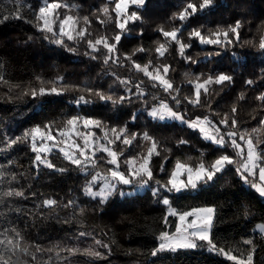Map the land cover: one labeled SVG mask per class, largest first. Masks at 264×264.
Instances as JSON below:
<instances>
[{"label": "trees", "instance_id": "obj_1", "mask_svg": "<svg viewBox=\"0 0 264 264\" xmlns=\"http://www.w3.org/2000/svg\"><path fill=\"white\" fill-rule=\"evenodd\" d=\"M55 2L67 5L56 11L54 27L57 29L59 20L71 15L80 18V27L85 26L83 17L89 18L90 39L103 36L111 39L120 32L115 24L116 14L112 11L113 0ZM187 2L145 0L143 6H130L128 11L138 12L142 19L129 23L128 30L122 33L117 46L120 63L124 65L120 66L111 61L105 65L103 54L91 59L85 54L89 52L87 44L79 39L67 41L64 37V46L53 43V39L61 37L41 32L38 24L42 22L36 20V13L45 6L46 0H0V14H12L0 23V240L4 241L0 244V256L8 264H230L208 252L204 241L198 242L196 251L163 252L153 256V250L161 243V234L176 231L178 219L169 215L170 207L177 213L197 207L215 208L211 237L217 247L235 255L246 254L250 245L244 241L253 240L255 264H264V236L254 233L256 226L264 223V197L241 179L234 163L217 173L212 181L199 183L196 189L167 194L170 205H164L154 195L160 185L167 182L177 161L194 168L201 163L210 167L224 150L204 140L198 130H191L184 124L153 120L148 112L159 107L161 101L174 109L176 106L162 88L153 87L148 77L132 68L130 61L124 60L126 55L136 52L132 59L142 66L149 60L155 67L170 65L167 78L181 90V100L185 96L194 98L195 84L202 83L208 76L230 75V82L207 85V93L201 90L203 107H193L185 101L178 111L186 113V119L208 115L217 123L225 114L231 119V110L235 106L238 127L231 130L245 134L246 139L251 136L254 143L261 141L259 148H264V125L259 123L264 120V102L257 100V96L264 93V49L259 47V39L264 36V0H213L212 5L184 22L182 40L191 44L185 54L196 63L186 62L178 53V46L174 43L169 46L170 42L158 31L160 28L170 31L173 27H180L181 22L174 16ZM104 8L109 9L111 16L103 13ZM16 15L22 18H15ZM97 17L104 23H99ZM237 20L241 22L240 39L237 41L229 32L233 40L231 44L225 41L207 45L188 38L193 29H199L202 34L215 39L212 33L229 30ZM159 43L168 47L164 57H159L155 51ZM141 47L146 51L137 52ZM116 76L133 81L127 86L132 89L127 92L131 97L129 102H101L86 91L88 88L99 89L114 98L125 95V86L118 83ZM248 80L254 83L248 85ZM141 82L145 94L134 95V85ZM41 87H56L63 94L33 99L31 90ZM241 94L244 99H240ZM81 95L94 102L76 105L74 100ZM133 113L137 116L134 121ZM72 116L102 121L99 128L80 126L84 132L94 133L95 139L102 144L107 143L105 132L110 139L114 138L109 131L113 126L127 124L130 133L139 134L131 147L119 141L109 145L123 153L119 157L121 170H126L124 161L129 157H137L138 166L139 158L147 154L151 141L144 140L143 133L147 132L159 141L160 155H153L150 163L153 179L145 185L143 194L127 195L140 181L117 186L104 202L86 192V188L93 185V176L108 174V169L114 167L107 164L110 159L107 153L97 151L101 158L97 166L84 169L77 168L59 149H54L43 155L56 166L48 168L35 162L36 154L31 151L30 143L10 144L12 139L22 137L25 131L37 125L52 124L54 129L65 128L66 120ZM219 127L223 132V126ZM254 128L257 131L253 132ZM181 138L189 143L177 146ZM227 153L236 159L232 147L227 148ZM60 168L66 171H58ZM10 190L23 191L24 195L5 196L4 193ZM165 194L161 190V195ZM47 199L57 203L45 206L43 201ZM69 201L73 203L68 205ZM82 232L86 235L81 236ZM89 252L101 255H89Z\"/></svg>", "mask_w": 264, "mask_h": 264}, {"label": "snow or ice", "instance_id": "obj_2", "mask_svg": "<svg viewBox=\"0 0 264 264\" xmlns=\"http://www.w3.org/2000/svg\"><path fill=\"white\" fill-rule=\"evenodd\" d=\"M114 8L112 11L115 12V24L120 32L117 33L111 39L107 36L98 37L96 39H90L91 33L89 28L91 26V21L87 16L83 17L85 26H79L78 17L67 15L59 20L58 29L54 27L57 23L56 11L61 7H67V5H62L59 2L48 3L46 0L45 6L40 7L38 13H36V20L42 22L38 24V28L41 32H47L52 35V37L59 36V39H53L52 42L58 45L64 46L66 44L64 37L67 41H73L74 39H79L85 42L89 48V52L85 53L91 59H97V54H103L104 60L103 63L107 65L109 61L113 63L120 64V58L118 56V44L121 41L122 33L125 30H128L129 23H134L142 18L136 11L129 12L128 9L131 5L143 6L145 0H113ZM213 0H202L200 3L193 2V0H188L186 6L180 11L177 15L174 16V19L181 22L180 27H173L172 30H164L163 28L158 29L162 36L169 41V46L171 43H174L178 46L177 51L181 57L185 59L186 62L196 63L192 57L186 56L185 50L191 47V44L184 43L182 40L183 35V24L187 22L190 18L194 17L198 12L203 11L210 5H212ZM103 13L111 16L108 8L103 9ZM9 15L0 14V23L6 21L11 17ZM15 18H22L21 15H16ZM99 23L103 24L104 21L97 17ZM241 28V22L239 20L233 26L229 27L227 31H217L212 33V36H215L213 39L211 36H206L202 34L201 30L193 29L189 33V40L197 39L200 44L207 45H218L227 41L228 44L233 42L232 38L229 36V32L233 34L235 39L239 41V29ZM143 33L141 32L140 35ZM223 36V40L221 39ZM48 39L49 37H45ZM246 43H250L246 42ZM260 49H264V36H261L259 39ZM74 51V49H69ZM103 50V52H102ZM137 52H145L146 49L143 47L136 50ZM159 57H164L165 53L168 51L165 43H159V46L155 49ZM136 55L134 52L131 56H125L124 60L130 61L132 68L136 71L143 73L144 76L148 77L152 81L153 87L162 88L165 93H167L171 100L174 102L176 108L169 106L168 103L161 101L159 107H153L148 115L152 117L153 120L164 122L166 120L177 121L181 124L186 125L187 128L191 130H198L202 134L204 140L210 141L212 144L216 145L218 148L224 150V154L218 156L215 161L211 164L210 167L205 166L204 163L199 164L198 167H192L180 161H177L175 164V169L171 172L169 179L165 184H161L160 188L154 192V195H157L158 198L162 201L164 205H170V200L167 194L171 193H180L189 188L196 189L199 183H207L212 181L217 173L223 171L226 166L232 165L235 162L233 156L227 153V148L232 147L234 150H237V155L241 157V163L239 167L236 168L237 173L240 175L241 179L245 183H249L250 177H255L257 175V169L259 173L260 184L256 182H251L250 186L254 188L261 197H264V148H259L261 141L257 140L255 143L251 136L245 139V134H239L237 131L231 130L238 127V121L235 119V113L237 108L233 106L232 113L233 117L229 119L228 114H225L224 118L220 119L217 123H214L213 120L205 115L203 118L197 116L195 119H186V113L182 114L178 111L179 107L186 101L187 104L193 107H203L201 101V90L205 93L209 91L206 87L212 83L223 84L225 82H230L232 77L230 75L220 73L219 75L212 77L208 76L203 80L202 83L197 82L195 84L194 98L192 96H185L183 100L179 97L180 89L175 88L170 79L167 78L170 65H163L162 67L153 66V62L149 60L148 64L141 65L132 59V56ZM210 55V54H209ZM152 68L149 71V68ZM155 73V74H154ZM115 75V74H113ZM187 75V73H185ZM63 79V78H59ZM197 77V81H199ZM116 80L119 84L125 86L126 94L121 95L117 98H114L112 94H105L99 89L88 88L86 91L89 94H94L98 97L101 102H111L113 104H123L129 102L131 97L127 95V92H131L132 89L128 88L129 84H132L133 81L129 79H121L116 76ZM191 83V81H190ZM248 85H252L254 82L252 80L246 81ZM141 83L134 85L136 92L134 95L138 94L143 96L145 93L141 87ZM173 93H176L173 95ZM27 94V93H26ZM63 92L56 87L50 89L41 87L38 90L33 88L31 90V96L33 99H36L38 96L43 97L45 95H62ZM155 99V97H154ZM240 99H244L243 94H241ZM257 100L264 102V93H261L257 96ZM94 101L86 99L85 96L81 95L74 100L76 105L93 103ZM137 118L136 114H132V120L134 121ZM83 120V127L87 129L89 126L100 127L103 122L93 118H81L79 116H72L68 118L65 122V128L54 129L52 124L37 125L31 128L28 131L23 133L22 137H17L10 141L11 145H15L18 142L30 143L31 151L35 153L34 160L38 164H45L48 168H56V166L48 161L43 154L51 152L53 147H56L58 143H63L66 147L73 149L72 151H66L65 147H60L59 151L63 153L64 157L70 161L71 164L75 165L77 168L92 167L95 168L97 163L100 161V157L97 156V151L101 153H107V156L110 159H107V164L113 165V168H109L108 172L110 173V179L108 176H104V184L101 187L99 192H93L91 187L86 188V192L92 197H99L101 202L106 201L115 191L116 184L129 185L134 181H140L141 185H146L148 181L153 179V172L150 167L151 158L153 155H160L158 151L159 141H157L149 133L145 132L142 134L143 139L146 141H151V146L149 147L147 154L142 158H139L140 162L138 163L137 157H129L124 161L126 170L120 169L119 157L123 155L122 152L114 150V148L109 147V145H115L118 141L123 145L131 147L133 141L138 138L139 134L130 133L128 131L127 124L122 127L113 126L109 131L113 134L114 138H109L108 133L105 132L104 140L107 141L106 144L101 145L99 149L96 147L95 134L92 132H76L77 124L80 120ZM261 125H264V120L259 122ZM70 126V127H69ZM223 126L224 131L221 132ZM67 129V130H65ZM214 129V131H213ZM253 132L257 129H253ZM55 132V134H54ZM215 133V134H214ZM60 137L61 140L58 141L57 137ZM82 137V143L78 142V139ZM30 138V140H29ZM91 138V139H90ZM40 141L38 144L37 141ZM71 140L72 143L69 144L68 141ZM48 142H51L49 145ZM189 142L185 139H180L178 145H186ZM259 149V150H258ZM258 161L260 162L258 164ZM60 172L66 171V169L60 168L57 169ZM163 165L161 166V171H163ZM187 173L185 179H180V177ZM146 177V178H145ZM101 179L100 174L97 173L93 176V182ZM113 181L115 183H113ZM159 183V181H157ZM161 190H163L165 195H161ZM7 197H21L24 195L23 191L10 190L4 193ZM57 202L53 199H47L43 201L45 206L55 205ZM73 202L69 201L68 205H71ZM67 206V205H66ZM83 211V210H81ZM216 209L213 207H197L193 208L190 211H184L177 213L175 210L170 208L171 215H178L179 223L176 225V234L170 236L169 233L164 232L161 234V243L158 248L153 250L152 255L155 256L159 252L164 250H171L175 252L177 249H194L198 247L196 240L207 242L209 251H217L219 254H222L227 257L228 260L233 261L234 264H255L254 257L256 255V246L253 240H245L244 243L250 245V248L246 250L245 253L239 255L232 254L230 250L225 248H218L216 243L213 242V239L210 235L211 229L213 227L214 217ZM245 215H248L247 210ZM192 217V219H189ZM165 223H167V218H165ZM261 232H264V224L258 226ZM191 230V231H189ZM19 235V233H17ZM81 236L86 235V233H80ZM4 241L0 240V244H3ZM9 244L12 243L11 240L8 241ZM97 244L100 242L97 241ZM106 247V246H105ZM69 252L77 251L75 249H67ZM87 251V250H86ZM89 255L100 256L99 252H89ZM0 264H8L2 256H0Z\"/></svg>", "mask_w": 264, "mask_h": 264}, {"label": "rangeland", "instance_id": "obj_3", "mask_svg": "<svg viewBox=\"0 0 264 264\" xmlns=\"http://www.w3.org/2000/svg\"><path fill=\"white\" fill-rule=\"evenodd\" d=\"M132 6V5H131ZM173 122L172 120H166V121H164V122ZM83 120H81V122H78V124H77V127H76V132H81V133H83L84 132V130H82V128L80 127L81 125L83 126ZM174 122H177V121H174ZM177 123H179V122H177ZM89 128V127H88ZM213 131H214V129H213ZM222 132V131H221ZM201 134V133H200ZM215 134V133H214ZM202 135V134H201ZM91 139V138H90ZM246 139V138H245ZM57 140L58 141H60L61 140V138L58 136L57 137ZM96 140V147H97V149H99V147L101 146V145H104V144H102L101 142H100V140H97V139H95ZM78 142H80V143H82V137L81 138H79L78 139ZM37 143L39 144L40 143V141H39V139H38V141H37ZM49 143V145H51V142H48ZM68 143L69 144H71L72 143V141L71 140H69L68 141ZM60 147H65V150L66 151H72L73 149H70V148H68V147H66L63 143H58L57 144V146L56 147H53L52 148V150H54V149H59ZM51 150V151H52ZM235 151V153H236V159H235V162H234V166L235 167H239V165H240V163H241V157L240 156H238L237 155V150H234ZM50 152H48V153H45V154H49ZM44 155V154H43ZM260 162L258 161V164H259ZM222 172V171H221ZM220 173V172H219ZM100 174V177H101V179H99L98 181H96V182H93V180H92V186H91V190L93 191V192H99L100 191V189H101V187H103V184H104V180H103V177L104 176H108L109 177V179H110V173H108V174H104V173H99ZM186 175H187V173H184L181 177H180V179H185L186 178ZM251 182H256L257 184H260L261 183V181L259 180V173H258V169H257V175L255 176V177H250V180H249V185L251 184ZM113 183H115L114 181H113ZM119 185H122L123 186V184H116V187L117 186H119ZM130 185V184H129ZM126 186V185H125ZM128 186V185H127ZM144 188H145V185H141V183H138L137 184V186H136V188L134 189V190H132V191H129L128 193H127V195H129V196H132V195H139V194H143L145 191H144ZM190 189V188H189ZM189 189H187V190H189ZM187 190H184V191H182V192H185V191H187ZM114 192V191H113ZM182 192H180V193H182ZM113 194V193H112ZM171 194H179V193H171ZM169 198V197H168ZM169 200H170V198H169ZM171 208V207H170ZM171 209H173V208H171ZM174 210V209H173ZM169 215H171L170 214V209H169ZM173 216H175V217H177V219H178V215H173ZM189 219H192V217H190ZM214 220H215V217H214ZM178 223H179V220H178ZM213 224H214V222H213ZM264 224V223H263ZM259 225H262V224H258L257 226H256V228L254 229V233H256V234H260V235H263L264 236V232H261L260 230H259V228H258V226ZM213 228V227H212ZM189 231H191V230H189ZM211 231H212V229H211ZM170 236H174V235H177L176 234V231H175V233H173V234H169ZM210 235H211V232H210ZM196 242V244L198 245L199 243L198 242H200L199 240H196L195 241ZM205 242V241H204ZM206 244H207V242H205ZM209 247H210V245H206V250L208 251V252H212V253H214V254H216V255H218V256H220L221 258H223V259H225L226 261H228L230 264H234V262L233 261H230V260H228L227 259V257L226 256H224V255H222V254H219L217 251H215V250H213V251H209ZM198 249V247H196V248H194V249H177L175 252H173V251H171V250H164V251H161V252H159V253H163V252H170V253H176V252H178V251H181V250H186V251H196ZM232 254H234L233 252H232Z\"/></svg>", "mask_w": 264, "mask_h": 264}]
</instances>
